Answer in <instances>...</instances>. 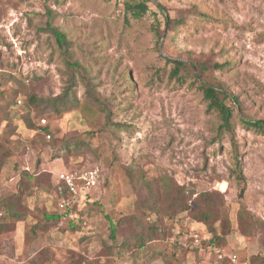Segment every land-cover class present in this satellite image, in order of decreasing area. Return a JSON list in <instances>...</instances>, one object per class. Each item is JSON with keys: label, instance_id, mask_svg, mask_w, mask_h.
<instances>
[{"label": "rangeland", "instance_id": "374dc122", "mask_svg": "<svg viewBox=\"0 0 264 264\" xmlns=\"http://www.w3.org/2000/svg\"><path fill=\"white\" fill-rule=\"evenodd\" d=\"M123 1L0 0V264H135V235L158 254L150 264H264V135L242 124L264 121V0H148L140 20ZM165 17L174 29L162 37ZM173 59L222 66L209 81L238 99L226 101L232 132L207 110L199 82L170 76ZM70 85L67 111L27 104ZM96 169L95 185L75 192L58 179ZM142 176L157 206L171 183L190 211L211 210L222 251L188 212L156 215L131 183Z\"/></svg>", "mask_w": 264, "mask_h": 264}, {"label": "trees", "instance_id": "16d2710c", "mask_svg": "<svg viewBox=\"0 0 264 264\" xmlns=\"http://www.w3.org/2000/svg\"><path fill=\"white\" fill-rule=\"evenodd\" d=\"M123 8L125 11V14L130 17L133 20H140L142 19L146 13L149 11L148 6V0H124L123 1ZM165 30L161 34L162 37H167L166 32H170L174 29V23L173 21H170L167 17H165ZM49 31L55 38V42L57 46L63 51L68 53L69 43L67 42L65 35L62 32H59L56 28L48 26ZM171 65V72L170 76L174 78L177 81H181L182 83H185L187 80H191L192 83L199 82V89L202 93L203 99L205 102H207V110L208 111H214L217 113L221 124L220 129L226 131L227 133L232 132V122L231 119L233 117V106L238 105L239 102L236 96H229L230 94H227L224 87H222L219 83H214V80H210V73L215 70H221L223 69L222 66H219L216 64L213 66V68L209 67L205 62H185L181 60H169L168 61ZM75 67H79L76 64H73ZM84 70V69H82ZM86 70H84L85 72ZM204 78V79H203ZM72 84V83H71ZM72 85H70L69 89L65 94L62 96H58L56 98L43 100L38 99L33 95H30L26 100L27 104L32 107L34 110L39 109L40 106H44L45 108L50 107L53 111L56 113H59L60 111H67L71 105L69 104V90L71 89ZM229 100V102L233 106H229L226 104V101ZM95 102L99 101L97 99H94ZM72 104V103H71ZM99 107H103L104 104L98 103ZM27 106V107H29ZM83 112H87V110L90 112L92 109L91 104H84L82 106ZM88 112V113H89ZM242 124L248 128L251 131L258 132L261 135H264V121L263 120H252L247 118V120H242ZM45 132H48L47 129H44ZM27 175V174H26ZM28 176V175H27ZM239 177V176H238ZM163 180V179H162ZM131 183L133 187L135 185L141 183V185L144 187V189L147 191V198L152 206V210L156 215H160L159 217L164 219L165 217L167 219H173V217L176 215V212H188V214H191L193 219L197 222L203 223L205 226H207L210 230V233L212 234L213 238L209 242V246H212V248H216L218 251H222L223 249V242L224 239L222 238V235L215 230L212 225H210V219L212 217V211L211 210H205L202 209L199 205L196 207L195 210L190 211L189 206L186 204L185 197H184V191L181 188L176 187L173 184H165L163 187V190L165 194L163 193V196L166 198V202L163 201L162 206H157V199L154 195V192L151 190L150 187V181L145 180L144 176H142L140 179L131 178ZM58 186H60L61 183H57ZM63 194L67 195V191L64 189ZM200 198H203L201 195ZM159 200V199H158ZM198 199H195V204H199L197 201ZM176 209V212H175ZM0 212L4 215V222L0 228V234L2 233L4 227H5V213L3 212V208L0 206ZM10 217L13 220H20L22 217L14 214V212L10 213ZM61 215H47L45 216V220L47 222L49 221H56L59 218H61ZM259 225H262L260 221L255 220ZM71 229H74V226L72 224ZM155 223L149 228V233H154L157 231L156 227L154 226ZM110 239L115 240V228L112 222H110ZM224 235H227L224 233ZM115 243V242H114ZM134 246L132 250L134 251L133 254V262L135 264H150L154 261V256L158 255L156 253H153L152 251H149L147 248V245L145 244V238L141 235H135L134 241L132 243ZM126 245L128 246L129 243H121L120 246ZM152 252V253H151Z\"/></svg>", "mask_w": 264, "mask_h": 264}, {"label": "built area", "instance_id": "2783aa9c", "mask_svg": "<svg viewBox=\"0 0 264 264\" xmlns=\"http://www.w3.org/2000/svg\"><path fill=\"white\" fill-rule=\"evenodd\" d=\"M99 176L98 169L92 170L82 176L74 177L72 174L70 175H59L58 179L59 182L63 183L65 187L69 190V192H75L76 185L82 186V184L86 186H94ZM87 188V187H86ZM4 222V215L2 212H0V228ZM228 259H231L232 262H235L236 258L235 256H231Z\"/></svg>", "mask_w": 264, "mask_h": 264}, {"label": "bare ground", "instance_id": "6f19581e", "mask_svg": "<svg viewBox=\"0 0 264 264\" xmlns=\"http://www.w3.org/2000/svg\"><path fill=\"white\" fill-rule=\"evenodd\" d=\"M226 189L225 188H223V191H225Z\"/></svg>", "mask_w": 264, "mask_h": 264}]
</instances>
